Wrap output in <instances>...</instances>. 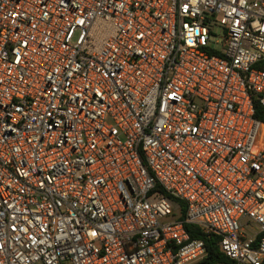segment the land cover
I'll use <instances>...</instances> for the list:
<instances>
[{"label": "built area", "instance_id": "obj_1", "mask_svg": "<svg viewBox=\"0 0 264 264\" xmlns=\"http://www.w3.org/2000/svg\"><path fill=\"white\" fill-rule=\"evenodd\" d=\"M264 0H0V264H264Z\"/></svg>", "mask_w": 264, "mask_h": 264}, {"label": "trees", "instance_id": "obj_2", "mask_svg": "<svg viewBox=\"0 0 264 264\" xmlns=\"http://www.w3.org/2000/svg\"><path fill=\"white\" fill-rule=\"evenodd\" d=\"M257 68L264 69V63L258 64ZM255 118L259 121L264 122V106L255 102ZM187 231L192 233L194 238L204 239L208 249L207 258L198 264H218V263H229V260L221 256L218 247V238L212 236L210 238L202 236L197 229L193 226H186Z\"/></svg>", "mask_w": 264, "mask_h": 264}]
</instances>
